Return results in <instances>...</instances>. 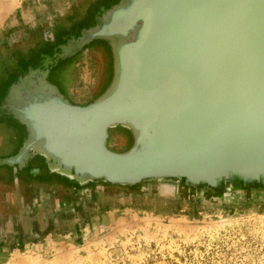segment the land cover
Segmentation results:
<instances>
[{"label":"water","instance_id":"95a60500","mask_svg":"<svg viewBox=\"0 0 264 264\" xmlns=\"http://www.w3.org/2000/svg\"><path fill=\"white\" fill-rule=\"evenodd\" d=\"M62 18L54 70L95 51L99 85L76 101L37 82L0 164L67 200L264 198V0H83Z\"/></svg>","mask_w":264,"mask_h":264},{"label":"rangeland","instance_id":"374dc122","mask_svg":"<svg viewBox=\"0 0 264 264\" xmlns=\"http://www.w3.org/2000/svg\"><path fill=\"white\" fill-rule=\"evenodd\" d=\"M82 1L0 0V157L20 132L18 109L42 95L37 82L76 101L99 85L95 51L53 66L59 22ZM12 173L0 164V264H264V198L95 189L67 200Z\"/></svg>","mask_w":264,"mask_h":264}]
</instances>
